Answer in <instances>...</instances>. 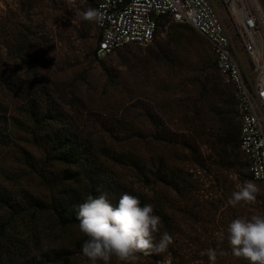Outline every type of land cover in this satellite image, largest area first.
<instances>
[{"label": "rangeland", "instance_id": "1", "mask_svg": "<svg viewBox=\"0 0 264 264\" xmlns=\"http://www.w3.org/2000/svg\"><path fill=\"white\" fill-rule=\"evenodd\" d=\"M257 2L264 13V0ZM90 5L0 0V224L7 225L0 264H89L81 252L86 237L70 220L79 203L100 192L113 202L127 192L152 204L161 217L156 238L165 231L173 237L166 253H137L127 264H160L169 255L172 264H248L217 233L236 217L264 213V188L256 183L252 202L228 203L250 180L242 155L224 143L239 119L208 42L167 21L152 44L98 62L97 33L82 18ZM56 145L79 165L52 160ZM73 170L78 179L62 186ZM34 200L46 211L32 213L27 202ZM207 249L222 254L212 261L202 255ZM66 251V261L55 258Z\"/></svg>", "mask_w": 264, "mask_h": 264}, {"label": "built area", "instance_id": "2", "mask_svg": "<svg viewBox=\"0 0 264 264\" xmlns=\"http://www.w3.org/2000/svg\"><path fill=\"white\" fill-rule=\"evenodd\" d=\"M248 1L253 12L243 0H95L105 19L102 25L93 22L94 58L102 61L130 45L152 44L167 21L194 30L208 42L215 70L232 88L239 151L251 181L264 188V13L257 0Z\"/></svg>", "mask_w": 264, "mask_h": 264}, {"label": "clouds", "instance_id": "3", "mask_svg": "<svg viewBox=\"0 0 264 264\" xmlns=\"http://www.w3.org/2000/svg\"><path fill=\"white\" fill-rule=\"evenodd\" d=\"M82 18L102 25L105 13L88 7L82 12ZM259 191L255 182H244L232 192L228 203L236 206L241 202H252ZM74 210L79 231L86 237L81 252L89 264H109L113 257L121 264H127L137 258V253H166L173 242L167 231L156 238L161 217L153 205L142 203L138 196L127 192L115 202L106 192L89 195ZM217 239L221 243L226 240L232 254L247 260L248 264H264V213L236 217L226 231L217 233ZM218 254L222 251L207 249L202 253L212 261ZM160 264H172L171 256H166Z\"/></svg>", "mask_w": 264, "mask_h": 264}, {"label": "trees", "instance_id": "4", "mask_svg": "<svg viewBox=\"0 0 264 264\" xmlns=\"http://www.w3.org/2000/svg\"><path fill=\"white\" fill-rule=\"evenodd\" d=\"M94 5H95V0H91V5H90V7H92V8H94ZM174 25H176V26H182V27H184L186 30H189L190 32H195L194 30H192L190 27H188V26H185V25H178V24H175V23H173V26ZM196 33V32H195ZM197 34V33H196ZM98 40V39H97ZM93 56H94V51H93ZM213 59V63H214V57L212 58ZM98 62H101V61H98ZM214 68H215V66H214ZM217 72V71H216ZM2 84H4V85H11L10 83H8V82H6V81H2ZM14 85V84H13ZM11 87H12V85H11ZM237 110H234V112L236 113V115H237V112H236ZM33 113L34 112H31V114L33 115ZM47 118L49 117V115H47L46 116ZM234 133H235V135H233L234 136V138H230V137H228V138H225V140H224V143L225 144H231V145H233V148H236L238 151H239V146H238V135H239V127L237 128H235V130L233 131ZM66 142L65 143H68L67 141L68 140H65ZM53 151H60V152H58L59 153V155L58 156H53V157H51L52 158V160H55V161H58V162H60V163H62V164H64V165H66V166H74V165H76L77 163H78V160H76V159H73V157H74V155H73V152L72 151H70V150H67V151H65V148H64V146H62V145H56V146H54L53 147V149H52ZM239 153H240V151H239ZM241 154V153H240ZM242 155V154H241ZM242 157H243V155H242ZM244 158V157H243ZM77 165H79V164H77ZM243 166H244V168L246 169V171H247V164L245 163V160H244V164H243ZM79 175V173L77 172V170H73L72 172H71V174H69V175H65L63 178H62V180H61V182H60V184L62 185V186H66V180H69V179H72V180H74V179H78V176ZM247 175H248V179L251 181V179H250V176H249V174H248V172H247ZM261 187H263L262 186V184H259ZM70 191V190H69ZM1 202L4 204V205H6V207H9V202H8V200H6V201H4V199L3 198H1ZM27 207H28V209H30V208H32L33 209V212L32 213H35V212H43V211H46V207H44L42 204H40L39 202H37L36 200H34V201H28L27 202ZM69 207H70V205L69 204H66L65 205V207L63 208V209H61V211H59V222H60V226L61 227H64V226H66L67 225V223H66V221H65V219H63L62 218V214H64V213H67L68 212V209H69ZM11 209H13V213L14 214H20V212H21V210H17L16 208H13V207H11ZM53 210H57L56 209V207H53ZM24 212H27V211H24ZM71 214V213H70ZM71 218H72V220H70V223H74L75 224V219H76V216H75V213L74 214H72V216H71ZM7 225L5 224V223H1L0 224V236H2V233H3V230L5 229V227H6ZM4 234V233H3ZM61 257V259H65V261L68 259V252L66 251V252H62V253H59V254H56L55 255V258H57V257Z\"/></svg>", "mask_w": 264, "mask_h": 264}]
</instances>
